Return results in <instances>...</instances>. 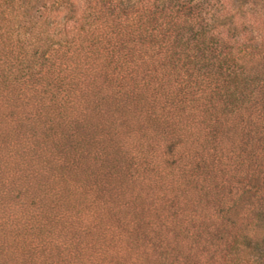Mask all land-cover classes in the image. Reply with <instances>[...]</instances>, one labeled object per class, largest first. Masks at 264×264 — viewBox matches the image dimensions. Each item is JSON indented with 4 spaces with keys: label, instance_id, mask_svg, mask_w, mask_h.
Instances as JSON below:
<instances>
[{
    "label": "trees",
    "instance_id": "obj_1",
    "mask_svg": "<svg viewBox=\"0 0 264 264\" xmlns=\"http://www.w3.org/2000/svg\"><path fill=\"white\" fill-rule=\"evenodd\" d=\"M0 264H264V0H0Z\"/></svg>",
    "mask_w": 264,
    "mask_h": 264
}]
</instances>
